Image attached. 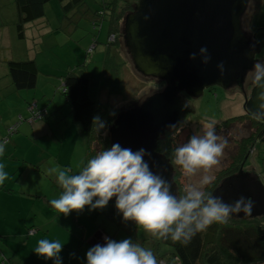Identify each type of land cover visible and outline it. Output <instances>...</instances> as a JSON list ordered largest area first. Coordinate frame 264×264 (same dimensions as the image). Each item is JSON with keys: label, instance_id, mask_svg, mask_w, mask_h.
<instances>
[{"label": "rangeland", "instance_id": "1", "mask_svg": "<svg viewBox=\"0 0 264 264\" xmlns=\"http://www.w3.org/2000/svg\"><path fill=\"white\" fill-rule=\"evenodd\" d=\"M0 1L1 9H3L8 7L12 0ZM105 1L110 2L111 0ZM129 1L133 3L135 0ZM54 3L57 2L54 1ZM118 3V7L122 6L123 0H118ZM101 4L102 0H84L78 12L72 15L71 12L66 14V16L70 15V17L74 15L72 19L62 18L61 21H59L61 12L57 16L54 6L51 5L47 8L48 33L42 35L40 43L37 42L32 46V52L37 54L35 61L39 68L38 70H40L37 85L38 92L35 93V88L12 89V92L6 96L7 100L1 101V111L7 112L8 107L18 109L22 102L28 104L32 96L27 97L25 92L30 91V93L39 96L38 98L32 97V101L28 104L30 105L32 116L35 115V118H41V113L35 111H47H45V115L42 119H46L50 123V128H46V131L43 130V133L49 134L51 128H55L57 114L60 118L59 121L63 120L66 115L67 117L69 114L71 115L69 104L63 93V87L59 88L57 84L63 82L59 75L65 74L69 69H74L82 74L90 76L92 85H98V89L100 90L99 99H101L102 102H108L110 107L118 109L117 118L127 110L140 105L150 96L158 94L163 89V84L159 83L158 75L149 77V75H144L135 69L124 45L123 29H120V33L117 32L118 35L116 34V36L114 33H109L107 35V17L105 15L102 16L101 23L97 16L95 17V15H98L96 10L101 8ZM255 4H259V8L255 6ZM128 12H126L124 16ZM124 16L121 24L124 20ZM254 19L258 27H256V29L253 27ZM68 20H71V22ZM93 20L96 23L95 26L93 25ZM10 21L11 19L4 23L7 24L9 28H12ZM241 29L246 32L251 41H256L257 47L260 48V51L256 54L255 62H264V0H250L248 2L241 18ZM4 30L5 29L1 30L2 36ZM38 30L41 29H26V32L36 35ZM9 35L13 38L14 47L22 45L23 42L17 39L14 29H9ZM107 41H110L111 44H107ZM107 47H109V54H114L117 61L121 63L119 71L117 72L122 78L123 86H121V88L119 86L116 88L113 87L109 80L103 79L101 76ZM23 55L24 52H21L17 57H23ZM252 70L253 67L247 72L241 85L232 83L226 88L220 86H214L210 89L205 88L200 95L188 101H186L185 97L181 94L183 101L190 109V113L176 127L165 130L158 136V138L165 136L164 139L168 140L167 152L173 157L172 165L174 175H177L178 180V193L174 194L183 196L185 185L189 183L198 184L204 175L203 171H201L192 177L184 176L181 168L174 163L175 149L187 143L192 135H203L205 125L211 121H216V134L227 140V146L224 148V154L220 158L219 164L214 166L209 174L214 175L216 179L221 174L220 172L232 168L242 140L247 138L252 131H255L253 123H251L248 118L244 117L245 112L243 107L245 92L248 91L249 84L252 81ZM112 71L113 70L110 71V75L114 77ZM48 74H50V76ZM108 85H110L112 90H116L114 92H107ZM50 86H58V90L54 91V89H52L49 94V90L51 89ZM2 89L3 91L5 90V88ZM36 99L39 103L36 102ZM42 99L44 102L42 104L45 105L40 107ZM46 104H48V108ZM22 115L23 116L17 115L12 123L13 125L15 124V130L23 121L29 123L27 118L28 115ZM234 117H236V120H234ZM71 123L73 124L74 122H69L68 124ZM166 131H168V137ZM53 136L54 135L51 133V135H45L41 138V142H47L46 145L49 147V150L44 148L49 156L42 162L46 173L43 174L37 171L36 167L32 166L30 163H25L19 168V174L16 178L19 183H22L33 176L32 181L35 182L37 175H35V173H40L43 179L40 181L41 185L35 184L34 187H39L46 190L48 193H42L40 195V199L43 200L42 206L40 204L34 205V203L32 204L34 206L30 205L26 210V216L29 220L27 226L31 225L30 220L33 219L36 222H43L49 230L36 231V233L41 236V239H48L49 241L58 240L64 244L59 254L62 264H85L87 250L98 243L103 244L104 237L117 241L131 238L133 243L140 244L145 249L151 250L156 257L157 264H173L175 258L168 252L169 247L167 245L159 243L158 239L146 233L144 229L137 226L134 221H123L122 214H120L115 207V197H113L103 209H94L90 211L86 206L83 211H73L67 216L57 212L51 206V196H54V199H58L63 190L57 182L56 174L49 175L48 170L52 167H58L59 169L70 168L71 172L69 175L79 174L84 167L83 160L85 156V141L82 134L80 133L78 138H76L73 135L72 128L67 124L66 126L63 125L56 140H54ZM33 156L37 159L39 154L35 153ZM70 162L71 165L69 164ZM28 169L30 172H28ZM170 169L171 172H173L171 166ZM238 171L257 177L264 186V142H256L249 148L248 155L243 165L233 174H237ZM208 186L209 185H207L204 190H206ZM4 193H6V190L2 194ZM32 197L37 198V195H32ZM17 206L23 205L18 204ZM11 214L13 215V212H11ZM231 216L234 217L235 215ZM253 216L255 215L235 217L250 218ZM33 228L36 229L38 227L33 225ZM4 236L0 235V241L8 246L5 249V251H8L12 243V238L7 237L8 235L6 237ZM16 238L17 236L15 239ZM37 246L38 243L33 249L32 257L36 262L35 264L38 263L37 258L41 257L37 256L34 252ZM4 254L8 257L7 253ZM1 258L2 256L0 254V259ZM0 261H2L0 263L2 264L3 259ZM40 262L41 264L54 263L53 260L45 259L44 257H41Z\"/></svg>", "mask_w": 264, "mask_h": 264}, {"label": "water", "instance_id": "2", "mask_svg": "<svg viewBox=\"0 0 264 264\" xmlns=\"http://www.w3.org/2000/svg\"><path fill=\"white\" fill-rule=\"evenodd\" d=\"M249 0H135L122 22L125 48L135 69L158 75L165 86L116 118L110 128V146L119 143L136 151L144 148L154 173L175 184L170 166L156 151L157 138L176 127L190 113L182 95H200L205 88L241 85L260 51L241 29V18ZM206 47L211 59L203 64L199 49ZM197 53L195 59L190 54ZM223 62L221 75L217 65ZM182 94V95H181ZM244 107V104H243ZM233 203L241 197L251 202L250 213L264 214L261 181L238 171L223 179L211 193Z\"/></svg>", "mask_w": 264, "mask_h": 264}, {"label": "clouds", "instance_id": "3", "mask_svg": "<svg viewBox=\"0 0 264 264\" xmlns=\"http://www.w3.org/2000/svg\"><path fill=\"white\" fill-rule=\"evenodd\" d=\"M202 63L207 64L211 57L206 47L199 49ZM192 53L189 59H195ZM221 75L223 62L217 65ZM252 82L260 88L258 105L260 112H251L253 119L264 121V62L256 61L252 70ZM115 116V112L109 113ZM97 135H107V122L99 115L93 117ZM216 121L205 125L203 135H192L188 142L174 151V163L186 177H192L203 171L198 184H186L183 196L172 192V184L161 175L154 173L145 156H150L144 148L133 151L114 143L110 148L91 158L79 174L69 175L71 169L52 167L48 174H56L62 188L58 199L50 201L59 213L81 212L87 206L89 210L103 209L115 197V207L122 214L123 221H134L156 239H171L187 245L193 237L206 231L213 223H227L233 213H250L252 204L244 197L233 203H226L222 197L214 196L204 189L215 177L209 174L219 164L224 154L227 140L216 134ZM4 144L0 143V156L4 155ZM8 178L4 164L0 163V185ZM63 245L60 241L40 239L34 252L37 256L62 264L60 253ZM87 264H157L151 250L133 243L131 238L120 241L104 237L103 244H96L86 252Z\"/></svg>", "mask_w": 264, "mask_h": 264}, {"label": "trees", "instance_id": "4", "mask_svg": "<svg viewBox=\"0 0 264 264\" xmlns=\"http://www.w3.org/2000/svg\"><path fill=\"white\" fill-rule=\"evenodd\" d=\"M51 1L53 0L11 1L15 11L12 29H14L17 39L23 42L22 44L28 42V49H31L32 46L38 42L40 37L32 33L27 34V26L30 25L29 23L32 24L36 19L44 17V6ZM57 1L61 5L59 21H61L62 18L72 19L74 15L70 17V15L66 16V14L71 12L72 15L78 12V9L84 3V0ZM118 5V0H111L110 2L102 0L101 8L96 10L98 15H95V17L97 16L100 22L102 16L105 15L107 17V35L109 33H114L116 36L117 32L120 33L119 31L122 29L121 21L124 14L133 8L132 1L129 0H123V4L120 7H118ZM258 5L259 4H255V6ZM255 19L253 25L254 29L257 27ZM68 21L71 22V20ZM93 23L95 24L94 20ZM11 42L14 46L13 38ZM108 43H110V41H107V44ZM21 48L22 45H18L14 47V50L17 52ZM109 52V47H107L101 76L103 79L109 80L113 87L116 88L119 86L121 88V86H123L122 78L121 75L117 73L121 63L117 61L114 54H109ZM4 62L6 71L5 74L1 76V79L7 78L15 90L35 87L38 67L34 58L30 56L11 57L5 59ZM111 70H113L114 77L110 75ZM62 80L63 93L70 107L71 118L73 122L78 125V130L84 137L85 156L83 166H86L91 158L111 147L109 131L117 118L118 109L110 107L108 102H102L101 99H99L100 90L98 89V85H92L90 76L82 74L74 69H69L62 75ZM115 90L116 89L112 90L110 85H108L106 91L114 92ZM260 91L261 89L256 87L251 81L249 89L245 92L244 97V117L248 118L249 121L253 123L255 131H252L247 138L242 140L232 168L220 172L221 174L209 184L208 188L205 190L206 192L212 193L222 179L232 175L243 165L248 155V150L254 143L264 142V121H257L251 116V112L262 111L258 107L261 103V101L258 100ZM111 112H115L116 115H109ZM96 115H99L107 122V135L103 134V130L101 134L97 135L95 126L92 124L93 117ZM234 120H236V117H234ZM167 132L168 131H166V135L168 137L169 134ZM164 137L157 139L156 151L161 156L163 155L168 164L172 167L173 172L171 173L175 184V193H178L177 175H174L172 165L173 157L167 152L168 140L164 139ZM158 241L169 247L168 252L175 258L173 264H262L264 263V214L255 215L250 218L230 216L227 223H213L206 231L197 233L187 245L181 242H173L170 238L167 240L158 239Z\"/></svg>", "mask_w": 264, "mask_h": 264}, {"label": "crops", "instance_id": "5", "mask_svg": "<svg viewBox=\"0 0 264 264\" xmlns=\"http://www.w3.org/2000/svg\"><path fill=\"white\" fill-rule=\"evenodd\" d=\"M54 1L55 0L45 4L44 17L36 19L32 22V24L29 23L30 25L27 26V29H41L38 30V33L36 34V36L40 37L38 40L39 43L42 35L48 33L49 29L47 8L51 5L54 6L57 16L61 12L60 3L58 1H55L57 3H54ZM14 12V6L11 3L8 5V7L3 9H1L0 6V103L3 100L6 101V96L10 92H12V89H14L12 88V85L7 78L1 79V76L5 74L6 71L4 60L14 56L17 57L21 52H24L23 57L30 56L35 60L37 57V54H34L32 52V48L28 49V42L22 44V48L19 51L16 52L14 50V46L11 42L12 37L9 35V29H12L13 26L12 28H9V26L4 23L7 20L11 19L10 22L12 25L14 21ZM1 29H5L3 32V36L1 33ZM39 73L40 70H38L37 73L36 85L34 87L35 93L38 92L37 85L39 80ZM48 75L50 76V74ZM59 76L60 78H62V75ZM57 84L60 88L62 87L63 83L61 82L60 84ZM58 86H50L51 89L49 90V94L51 93L52 89H54V91L58 90ZM2 88H5V90L3 91ZM25 94L27 95V97H39L34 93H30V91H26ZM32 97L30 98L29 102L32 101ZM43 99L40 102V107H43V105H45L42 104L44 103ZM36 102L39 103L37 99ZM28 104L22 102L18 109L8 107L7 112H3L0 109V139L7 135V128L13 125L12 123L16 119L17 115H28L27 118L29 122L26 123L27 121H23L13 133L8 135L7 141L3 143L5 148L4 155L0 156V163L4 164V171L8 173V178L4 181L3 185H0V235H8L7 237L12 238V243L9 247L10 249L8 248V251H5L8 246L4 245L3 242L0 241V254L2 256V259L4 261L6 260L2 264H35L36 262L32 258L33 249L41 239V236H39L36 231L49 230V228L43 222H36L34 219L30 220L31 225L27 226L29 220L26 216V210L30 207V205L34 206L36 204H40L42 206L43 200L40 199V195L42 193L47 194L48 192L39 187H34L35 184L41 185L40 181L43 179L40 173H35V175L37 174L35 182L32 181V176L24 182L19 183L16 178L19 174V168L25 163H30L32 166L36 167L37 171H40L43 174L46 173L45 167L42 165V162L49 156L44 148L48 149L49 147L48 145H46L47 142H41V138L45 135H51L52 133L54 135V140H56L57 135L60 134L63 125L66 126V124L70 128H72L73 135L76 138H78L80 134L78 125H76L75 123L68 124L69 122H73L70 114L68 115V117L66 115L65 118L61 121H59L60 118L57 114L55 120V128H51L49 134H45V132L43 133V130L46 131V128H50V123L46 119H42L45 115L46 110H41V112L40 110L35 111L37 113H41V118H35L32 116L31 108ZM46 106L48 108V104H46ZM35 153L39 154V157H37V159L33 156V154L35 155ZM69 164L71 165V162ZM29 169L28 172H30ZM5 190L6 193L2 194ZM32 195H37V198L32 197ZM52 199H54V196H51V200ZM18 204H21L23 206H17ZM11 212H13V215L11 214ZM33 225H36L38 228H33ZM30 230H33V234L29 233ZM16 236L17 238L15 239ZM4 253H7L8 257H6ZM37 260V264H41V257H38Z\"/></svg>", "mask_w": 264, "mask_h": 264}, {"label": "built area", "instance_id": "6", "mask_svg": "<svg viewBox=\"0 0 264 264\" xmlns=\"http://www.w3.org/2000/svg\"><path fill=\"white\" fill-rule=\"evenodd\" d=\"M101 23V22H100ZM94 24V23H93ZM96 25V23L94 24V26ZM35 115H33V117H34ZM15 130V124L14 125H11V126H9L8 128H7V135L6 136H4V137H2V139H0V143H5L6 141H7V139H8V135L9 134H11L13 131ZM33 232V230H30L29 231V233H32ZM2 261H0V263H1ZM85 264H87V263H85Z\"/></svg>", "mask_w": 264, "mask_h": 264}, {"label": "flooded vegetation", "instance_id": "7", "mask_svg": "<svg viewBox=\"0 0 264 264\" xmlns=\"http://www.w3.org/2000/svg\"><path fill=\"white\" fill-rule=\"evenodd\" d=\"M149 77H152V76H149ZM154 77V76H153ZM158 80H159V83H162L163 84V87L165 86V80L164 79H159L158 78ZM214 86H211V87H209V89L210 88H213ZM184 97H185V99H186V101H188L189 99H191V98H194V96H191V95H187V94H184Z\"/></svg>", "mask_w": 264, "mask_h": 264}]
</instances>
